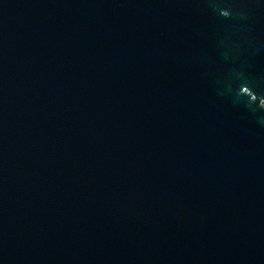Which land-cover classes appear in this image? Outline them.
<instances>
[{
    "label": "water",
    "instance_id": "water-1",
    "mask_svg": "<svg viewBox=\"0 0 264 264\" xmlns=\"http://www.w3.org/2000/svg\"><path fill=\"white\" fill-rule=\"evenodd\" d=\"M264 0H0V264H264Z\"/></svg>",
    "mask_w": 264,
    "mask_h": 264
}]
</instances>
